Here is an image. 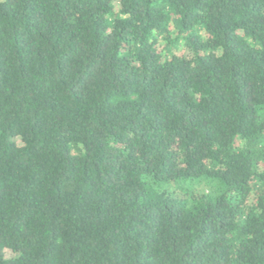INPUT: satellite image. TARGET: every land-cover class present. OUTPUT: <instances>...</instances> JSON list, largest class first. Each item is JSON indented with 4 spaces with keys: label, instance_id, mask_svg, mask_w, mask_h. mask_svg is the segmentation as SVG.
Here are the masks:
<instances>
[{
    "label": "trees",
    "instance_id": "trees-1",
    "mask_svg": "<svg viewBox=\"0 0 264 264\" xmlns=\"http://www.w3.org/2000/svg\"><path fill=\"white\" fill-rule=\"evenodd\" d=\"M0 264H264V0H0Z\"/></svg>",
    "mask_w": 264,
    "mask_h": 264
},
{
    "label": "rangeland",
    "instance_id": "rangeland-1",
    "mask_svg": "<svg viewBox=\"0 0 264 264\" xmlns=\"http://www.w3.org/2000/svg\"><path fill=\"white\" fill-rule=\"evenodd\" d=\"M197 188L201 191H206V190H209V186H206L204 184L202 185H198Z\"/></svg>",
    "mask_w": 264,
    "mask_h": 264
}]
</instances>
